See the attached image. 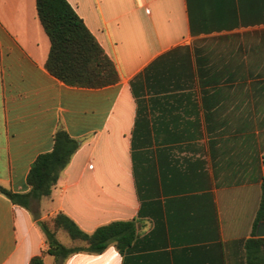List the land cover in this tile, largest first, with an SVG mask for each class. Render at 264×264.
Here are the masks:
<instances>
[{
	"label": "crops",
	"instance_id": "obj_1",
	"mask_svg": "<svg viewBox=\"0 0 264 264\" xmlns=\"http://www.w3.org/2000/svg\"><path fill=\"white\" fill-rule=\"evenodd\" d=\"M68 1L119 81L54 77L36 0H0V186L29 192L59 128L80 142L38 210L0 193V264L42 256L38 221L60 212L86 233L133 221L136 237L44 264H248L264 239V0Z\"/></svg>",
	"mask_w": 264,
	"mask_h": 264
},
{
	"label": "trees",
	"instance_id": "obj_2",
	"mask_svg": "<svg viewBox=\"0 0 264 264\" xmlns=\"http://www.w3.org/2000/svg\"><path fill=\"white\" fill-rule=\"evenodd\" d=\"M36 6L40 22L50 40L45 64L50 74L73 87L102 88L119 81L114 62L68 0H36ZM79 147L77 139L59 128L54 135L53 149L39 155L31 166L27 176L29 192L15 193L0 186V193L16 205L31 211L38 210L41 199L51 196L60 174ZM258 220H264V184ZM38 223L48 245L43 255L49 254L58 260H65L79 252L101 254L112 244L124 253L136 237L133 221H114L98 227L92 233L84 232L63 212ZM59 230H65L72 240L82 244L71 247L64 245L58 239ZM263 244L264 239L248 242L247 250L252 254L248 264H264ZM43 255L34 257L30 264H44Z\"/></svg>",
	"mask_w": 264,
	"mask_h": 264
},
{
	"label": "rangeland",
	"instance_id": "obj_3",
	"mask_svg": "<svg viewBox=\"0 0 264 264\" xmlns=\"http://www.w3.org/2000/svg\"><path fill=\"white\" fill-rule=\"evenodd\" d=\"M59 240H60V242H62L63 244H65L67 246H70L73 243L71 237L69 236V234L65 230H61V232L59 234Z\"/></svg>",
	"mask_w": 264,
	"mask_h": 264
},
{
	"label": "water",
	"instance_id": "obj_4",
	"mask_svg": "<svg viewBox=\"0 0 264 264\" xmlns=\"http://www.w3.org/2000/svg\"><path fill=\"white\" fill-rule=\"evenodd\" d=\"M40 218V213L36 216V219ZM259 236H264V222L260 224L259 227Z\"/></svg>",
	"mask_w": 264,
	"mask_h": 264
}]
</instances>
